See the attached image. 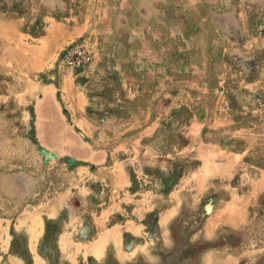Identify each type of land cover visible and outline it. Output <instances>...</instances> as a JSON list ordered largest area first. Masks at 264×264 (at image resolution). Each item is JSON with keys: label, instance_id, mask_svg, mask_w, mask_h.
<instances>
[{"label": "rangeland", "instance_id": "1", "mask_svg": "<svg viewBox=\"0 0 264 264\" xmlns=\"http://www.w3.org/2000/svg\"><path fill=\"white\" fill-rule=\"evenodd\" d=\"M0 13L2 218L51 183L72 189L80 240L98 212L123 226L140 200L144 234L120 229L139 254L83 264H264V0H0ZM78 44L73 69L62 55Z\"/></svg>", "mask_w": 264, "mask_h": 264}, {"label": "crops", "instance_id": "2", "mask_svg": "<svg viewBox=\"0 0 264 264\" xmlns=\"http://www.w3.org/2000/svg\"><path fill=\"white\" fill-rule=\"evenodd\" d=\"M0 43L2 46H7V38L0 36ZM51 185L49 183L45 192L40 190L38 192L34 188L33 194L23 200L22 209L16 217L2 218L0 216V264H50L48 257L41 249L42 242L47 236L46 223L50 222L57 223L59 226L53 238V253L56 255L58 264H83L90 257L100 261L110 252L124 253L129 259L133 254H139L135 252L141 251L140 246L124 252L120 231L124 228L123 231L128 232L133 238L144 234L145 226L140 219L139 199L135 200L136 215L126 221L123 226L106 225L111 213L108 210H101L94 218L97 232H94L88 240H80L77 235L83 219L79 217L74 219L69 215L70 210H68L70 197L67 195V190L71 193L72 189L64 188V192H58L52 190ZM79 191L84 192L83 196H89L88 188L84 187ZM103 225L105 229L101 228ZM18 241L23 246L22 252L16 249Z\"/></svg>", "mask_w": 264, "mask_h": 264}, {"label": "built area", "instance_id": "3", "mask_svg": "<svg viewBox=\"0 0 264 264\" xmlns=\"http://www.w3.org/2000/svg\"><path fill=\"white\" fill-rule=\"evenodd\" d=\"M88 58L87 51L83 45H76L62 55V63L70 68L79 69L84 67Z\"/></svg>", "mask_w": 264, "mask_h": 264}]
</instances>
